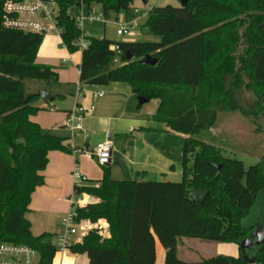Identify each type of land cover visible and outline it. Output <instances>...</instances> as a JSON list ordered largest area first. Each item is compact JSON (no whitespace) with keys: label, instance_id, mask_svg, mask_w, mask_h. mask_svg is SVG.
<instances>
[{"label":"trees","instance_id":"16d2710c","mask_svg":"<svg viewBox=\"0 0 264 264\" xmlns=\"http://www.w3.org/2000/svg\"><path fill=\"white\" fill-rule=\"evenodd\" d=\"M6 1L0 0V243L27 245L38 251L39 264H53L55 235H33L26 214L32 193L45 182L48 153L72 148L32 119L41 108L34 104L37 94H25L23 80L55 82L59 72L36 62L44 34L3 24ZM55 1L63 44L75 52L82 30L69 8L80 0ZM86 1L99 4L107 18L112 11L128 10L133 0ZM145 27L160 40L85 36L79 79L94 86L128 83L137 97L156 100L153 121L186 136L182 180L116 181L103 167L99 187L74 186L77 196L98 201L75 210L78 219L109 221L110 236L102 239L93 231L68 249L86 254L90 264H155L159 239L165 264H247L240 248L238 256L186 261L178 256V245L182 238H199L239 247L251 234L245 221L258 204L264 217V155L246 169L243 161L196 138L216 125L222 111H239L256 126L264 117V0L154 6ZM147 55L159 60L144 64ZM244 92L249 104L242 102ZM190 189L209 193L197 202L185 194ZM254 256V264H264V244Z\"/></svg>","mask_w":264,"mask_h":264},{"label":"crops","instance_id":"0c3cea01","mask_svg":"<svg viewBox=\"0 0 264 264\" xmlns=\"http://www.w3.org/2000/svg\"><path fill=\"white\" fill-rule=\"evenodd\" d=\"M72 9L76 13H70L71 15L79 14V7H70L69 11ZM94 22H87L88 26ZM97 22L105 24L106 21ZM87 23L82 24V31L86 36L110 39L104 28L98 34H91L86 27ZM44 39L36 62L53 66L59 72L58 80L48 82L24 79V92L26 95H38L34 104L41 109L32 119L39 123L45 133L63 138L64 145L70 146L72 152L53 150L48 153V164L42 172L45 182L32 193L30 211L26 218L31 223L33 235L50 233L57 236L61 219L71 208L72 198H82L84 202L81 207L98 201L87 194H75L72 176L74 169L78 168L86 178L85 186L91 187V184L98 183L103 178L104 168L94 158L75 153V148L91 149L99 142L110 140L112 158L108 167L113 180L160 181L171 178L173 174L176 177L179 175L171 163L182 159L183 147L177 140V135L184 138L186 136L168 129L163 123L154 122L152 117L158 102L156 101L153 109L145 110V103H139L128 83L82 85L79 79L82 50L70 52L63 44L60 34L54 36L49 33ZM44 91L52 98L44 101L41 96ZM98 91H103V95L99 96ZM76 106H82L87 112L82 119V129L72 133L65 126V122L69 112ZM172 137H175V143ZM31 215L34 219L29 217ZM182 239L179 240V245ZM158 240L155 243V264H165L166 252ZM235 249L231 256L239 255L238 245ZM53 264H90V261L86 254L72 253L69 249H64L56 252Z\"/></svg>","mask_w":264,"mask_h":264},{"label":"rangeland","instance_id":"374dc122","mask_svg":"<svg viewBox=\"0 0 264 264\" xmlns=\"http://www.w3.org/2000/svg\"><path fill=\"white\" fill-rule=\"evenodd\" d=\"M168 4L178 8L181 6L180 0H148L146 3L144 0H133L128 10L110 12L109 16L106 18L105 24L94 22L92 25L88 26L89 24L87 23L86 27L92 32L91 34H98L99 31H103L104 28L105 34H107L111 40L116 41H129L130 39H133V41H159L160 37L151 34L145 27L148 12L154 6H165ZM94 8L102 9L98 4H95ZM69 13L75 14L76 10L72 9ZM126 23L131 25L129 26L128 24L130 31L128 30L127 33L121 36L118 35L117 30L120 24ZM52 34L55 36L56 33ZM242 95V102L249 104L250 95L246 92ZM155 105L156 100H150L148 103L144 104V108L145 110H150L153 109ZM257 121L258 126L254 125L250 121V118L244 116L239 111H222L218 114L216 125L211 129L202 131L196 138L215 145L222 151L224 156L237 158L243 161L247 169L251 165L260 162L259 160L264 155V117L259 118ZM177 136V140H179V143H181L183 147L185 138L180 135ZM172 138L175 143V137ZM182 159L171 163L175 166L179 175L176 177L173 174L170 176L171 178H167V180L176 182L182 180ZM163 180L164 179H162V181ZM254 210L255 211L252 212L250 217L246 219V226L253 227L264 219L262 215L263 207L260 204H258ZM29 217L33 218L34 216L31 215ZM59 227L60 231L56 235L62 231L61 222ZM35 231L37 232V230ZM182 240L183 241L179 245V256L181 259H186L187 261H197L218 254L230 255L232 250H236V244L234 243H223L199 238H183Z\"/></svg>","mask_w":264,"mask_h":264},{"label":"built area","instance_id":"2783aa9c","mask_svg":"<svg viewBox=\"0 0 264 264\" xmlns=\"http://www.w3.org/2000/svg\"><path fill=\"white\" fill-rule=\"evenodd\" d=\"M92 4H89L86 0H80V4L77 6L80 12L74 18L81 30L84 22L106 21L102 9H96ZM4 9L3 24L5 26L44 35L53 32L61 34V29L56 23L58 6L55 0H22L16 2L7 0ZM128 30L130 31V28L127 23L120 24L117 34L121 36L127 33ZM85 36V33L82 31L80 40L74 43L79 49L87 46ZM116 49L118 50L117 47ZM118 59H115V61L118 62ZM97 94L101 96L103 95V91H98ZM86 112L87 110L82 106H76L69 112L65 126L72 133L81 130L82 119ZM74 151L75 153H83L94 158L102 167H108L112 158V144L110 140L99 142L91 149L75 148ZM74 170L72 176L75 186H85L86 178L80 173L81 171L78 168ZM91 186L99 187V183L95 182ZM83 202L84 200L80 197L71 199V208L61 220L62 231L53 240L58 251L68 249L69 246L80 241L82 242L93 231H97L103 237L102 239L110 235L109 221L104 218L95 220L78 219L75 209L77 206L81 207ZM0 264H39V254L38 251L24 244L1 242Z\"/></svg>","mask_w":264,"mask_h":264},{"label":"water","instance_id":"95a60500","mask_svg":"<svg viewBox=\"0 0 264 264\" xmlns=\"http://www.w3.org/2000/svg\"><path fill=\"white\" fill-rule=\"evenodd\" d=\"M188 0H180L181 5H185ZM144 2H148V0H144ZM132 58V56H129ZM159 59L154 58L150 55H147L142 63L148 65H155ZM42 99L45 101L47 99L52 98L47 92H42L41 94ZM139 103L144 104L149 100L145 97H138ZM164 181H168L164 179ZM185 194L190 198L194 199L197 202H202L207 194L209 193L206 189H190L189 191L186 190ZM251 229V234L244 238L241 243L239 244V248L241 249V256L244 262L247 264H254L257 260L254 256V253L264 244V219L254 225L253 227H249Z\"/></svg>","mask_w":264,"mask_h":264}]
</instances>
